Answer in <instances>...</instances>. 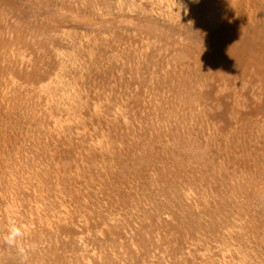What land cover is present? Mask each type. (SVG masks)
Masks as SVG:
<instances>
[{"label":"rangeland","instance_id":"1","mask_svg":"<svg viewBox=\"0 0 264 264\" xmlns=\"http://www.w3.org/2000/svg\"><path fill=\"white\" fill-rule=\"evenodd\" d=\"M0 264H264V0H0Z\"/></svg>","mask_w":264,"mask_h":264},{"label":"clouds","instance_id":"2","mask_svg":"<svg viewBox=\"0 0 264 264\" xmlns=\"http://www.w3.org/2000/svg\"><path fill=\"white\" fill-rule=\"evenodd\" d=\"M15 235L19 236L20 235L19 231H16Z\"/></svg>","mask_w":264,"mask_h":264}]
</instances>
